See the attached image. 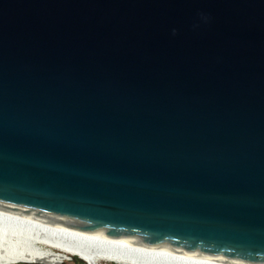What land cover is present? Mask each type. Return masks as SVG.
Returning <instances> with one entry per match:
<instances>
[{"label":"water","instance_id":"95a60500","mask_svg":"<svg viewBox=\"0 0 264 264\" xmlns=\"http://www.w3.org/2000/svg\"><path fill=\"white\" fill-rule=\"evenodd\" d=\"M0 218L264 264V0H0Z\"/></svg>","mask_w":264,"mask_h":264},{"label":"bare ground","instance_id":"6f19581e","mask_svg":"<svg viewBox=\"0 0 264 264\" xmlns=\"http://www.w3.org/2000/svg\"><path fill=\"white\" fill-rule=\"evenodd\" d=\"M53 251L80 257L88 264L102 261H117L119 264H226L162 252L128 250L0 218V264L4 260L50 263L56 260Z\"/></svg>","mask_w":264,"mask_h":264},{"label":"rangeland","instance_id":"374dc122","mask_svg":"<svg viewBox=\"0 0 264 264\" xmlns=\"http://www.w3.org/2000/svg\"><path fill=\"white\" fill-rule=\"evenodd\" d=\"M54 256L56 257L54 262L45 263V264H88L86 261L81 259L77 256L68 255L62 252L53 251ZM2 264H37L36 262L33 263H25L20 261H14V260H4ZM41 264V263H39ZM44 264V263H42ZM99 264H117L116 262H106L102 261ZM119 264V263H118Z\"/></svg>","mask_w":264,"mask_h":264}]
</instances>
